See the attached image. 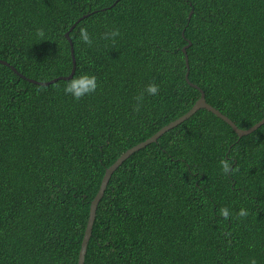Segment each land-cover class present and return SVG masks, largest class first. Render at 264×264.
<instances>
[{"label":"trees","instance_id":"trees-1","mask_svg":"<svg viewBox=\"0 0 264 264\" xmlns=\"http://www.w3.org/2000/svg\"><path fill=\"white\" fill-rule=\"evenodd\" d=\"M72 26L73 76L98 80L79 100L63 92L69 79L28 80L71 74ZM0 60L24 76L0 63V264H78L107 168L186 114L200 89L241 129L264 118V0H0ZM153 82L159 94L135 108ZM222 156L234 161L227 174ZM253 257L264 264V124L239 137L202 108L116 169L84 264Z\"/></svg>","mask_w":264,"mask_h":264},{"label":"water","instance_id":"water-1","mask_svg":"<svg viewBox=\"0 0 264 264\" xmlns=\"http://www.w3.org/2000/svg\"><path fill=\"white\" fill-rule=\"evenodd\" d=\"M83 18V17H82ZM80 18V19H82ZM191 18V15L190 17ZM79 21V20H78ZM76 25V24H75ZM74 25V26H75ZM74 26H72L70 28V30L66 33V37L69 40L70 44H71V53H72V57H73V69L72 72L69 76H65V77H59V78H55L51 81H47V82H40L34 79H28L29 81L36 83V84H40V85H49L59 79H70L73 77L75 71H76V58H75V54H74V45L72 42V39L70 37V31H72V29L74 28ZM191 42L189 41L188 45H186L183 48V52L185 54V58H186V64L189 67V58H188V53L187 50L190 47ZM0 63L11 66L8 62L0 60ZM12 67V66H11ZM13 70L15 72H17V74L21 75L22 77H24L21 73H19L14 67H12ZM189 76V70L186 74V78L188 79ZM190 82V81H189ZM191 85L195 86L194 84H192L190 82ZM201 92V97L197 100V102L195 103V105L183 116H181L180 118L174 120L173 122H171L170 124L164 126L161 130H159L157 133H155L152 137L148 138L147 140L133 146L132 148L128 149L126 152H124L109 168H107L105 175L102 179L100 188L98 193L96 194L95 198L92 200L91 203V207H90V215H89V220H88V224L86 227V231H85V235L82 241V246H81V250H80V254H79V261L78 264H84L85 263V257H86V253H87V249H88V244L89 241L91 239L92 236V232H93V226L96 220V215H97V209L99 206V203L107 189L108 183L110 181V178L112 177L113 173L116 171V169L126 160L128 159L133 153H135L136 151L146 147L147 145H149L150 143L156 142L165 132H167L168 130L178 126L179 124H181L182 122H184L185 120H187L188 118H190L192 115H194L198 110L205 108L209 111H211L212 113L216 114L218 117L222 118L224 121H226L228 124H230L233 129L236 131V133L239 135V137L248 135L250 133H252L253 131L257 130L260 126H262L264 124V118L258 122L257 124H255L254 126L248 128V129H241L239 128L229 117H227L226 115H224L220 110L216 109L215 107H213L212 105H210L206 98H205V93L203 90L200 89Z\"/></svg>","mask_w":264,"mask_h":264},{"label":"clouds","instance_id":"clouds-1","mask_svg":"<svg viewBox=\"0 0 264 264\" xmlns=\"http://www.w3.org/2000/svg\"><path fill=\"white\" fill-rule=\"evenodd\" d=\"M119 35V29L112 28L102 34V38L106 40H112ZM79 40L85 45L91 46L94 42V37L89 33L86 28L79 30ZM98 88V80L95 74L80 73L70 78L67 83L63 86V92L70 95L73 99L79 100L88 94L95 92ZM159 94V85L156 83H148L145 85L144 90L137 96V104L135 108L139 109L141 101L145 95L156 96ZM234 161L230 156H222L219 160V166L223 173L227 174L233 170ZM220 214L227 217L229 216L228 208H221ZM238 215L243 217L248 215V211L245 208H241ZM248 264H256V259L250 258Z\"/></svg>","mask_w":264,"mask_h":264}]
</instances>
